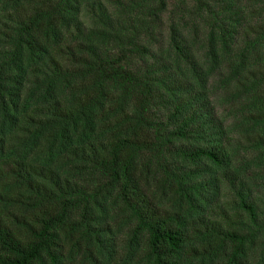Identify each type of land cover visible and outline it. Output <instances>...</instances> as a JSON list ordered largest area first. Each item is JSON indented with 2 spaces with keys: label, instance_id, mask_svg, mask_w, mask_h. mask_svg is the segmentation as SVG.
<instances>
[{
  "label": "trees",
  "instance_id": "trees-1",
  "mask_svg": "<svg viewBox=\"0 0 264 264\" xmlns=\"http://www.w3.org/2000/svg\"><path fill=\"white\" fill-rule=\"evenodd\" d=\"M3 2L0 264H264V0Z\"/></svg>",
  "mask_w": 264,
  "mask_h": 264
},
{
  "label": "rangeland",
  "instance_id": "rangeland-1",
  "mask_svg": "<svg viewBox=\"0 0 264 264\" xmlns=\"http://www.w3.org/2000/svg\"><path fill=\"white\" fill-rule=\"evenodd\" d=\"M8 9H9V6L5 5L3 0H0V54L1 53L3 54V52L5 50H8L10 48L9 38H8V36L6 34V32H8V30H9L6 27V25L7 24H8V26L11 25L10 23H8V21H9L8 20V13H7ZM105 10L109 13L110 18L113 21L117 20L115 22H119L121 24L124 23L125 18L118 17L115 8L112 5H110L109 3H106V5L103 8V11H105ZM176 15L177 14H175V17H174V21L175 22L179 19V16H176ZM159 18H160V20H159V22L156 25V29L159 30L160 44H163L164 46H166V45H168V42H169L168 41V39H169L168 38L169 31L172 29V27L170 26V19L168 17V11L165 12L164 14H162ZM80 19H81V22L83 24L88 25V26L92 25L93 27H95L93 25V23H92V22H95V20L92 19V18L86 17V15H84L83 11L81 12ZM97 25L99 26V24H97ZM187 34H188V36H191V35H193V32L189 29L187 31ZM223 202H225V203H222L223 205H227L226 203L230 204V205H228V213L230 215H234L236 209L233 208V204L230 201V197L224 198ZM216 212L217 213H215V217L224 224V227H228L227 223L224 222L225 218L222 217L221 215H218V211L217 210H216ZM240 217H242V220L246 223L247 217H245V214L243 215V214L240 213ZM124 232H122V235H123ZM259 236L264 238L263 234H260ZM260 250H261L260 245L259 244H255L254 248L248 249L242 254V256H241L242 261L241 262L242 263L244 262L245 264H254V262L258 258V253H259Z\"/></svg>",
  "mask_w": 264,
  "mask_h": 264
}]
</instances>
